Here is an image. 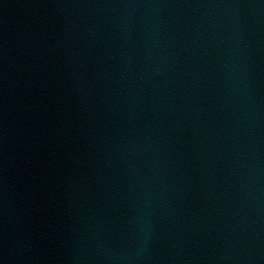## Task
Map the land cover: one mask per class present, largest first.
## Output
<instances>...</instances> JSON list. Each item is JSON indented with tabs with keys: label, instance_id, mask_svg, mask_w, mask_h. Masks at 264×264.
Masks as SVG:
<instances>
[{
	"label": "water",
	"instance_id": "95a60500",
	"mask_svg": "<svg viewBox=\"0 0 264 264\" xmlns=\"http://www.w3.org/2000/svg\"><path fill=\"white\" fill-rule=\"evenodd\" d=\"M0 264H264V0H0Z\"/></svg>",
	"mask_w": 264,
	"mask_h": 264
}]
</instances>
